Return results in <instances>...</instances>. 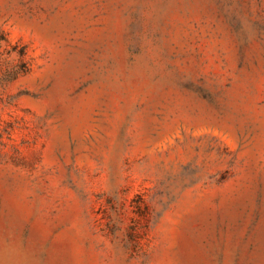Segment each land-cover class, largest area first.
I'll return each mask as SVG.
<instances>
[{
    "label": "rangeland",
    "instance_id": "obj_1",
    "mask_svg": "<svg viewBox=\"0 0 264 264\" xmlns=\"http://www.w3.org/2000/svg\"><path fill=\"white\" fill-rule=\"evenodd\" d=\"M0 252L264 264V0H0Z\"/></svg>",
    "mask_w": 264,
    "mask_h": 264
},
{
    "label": "bare ground",
    "instance_id": "obj_2",
    "mask_svg": "<svg viewBox=\"0 0 264 264\" xmlns=\"http://www.w3.org/2000/svg\"><path fill=\"white\" fill-rule=\"evenodd\" d=\"M22 260L14 253L0 252V264H21Z\"/></svg>",
    "mask_w": 264,
    "mask_h": 264
}]
</instances>
